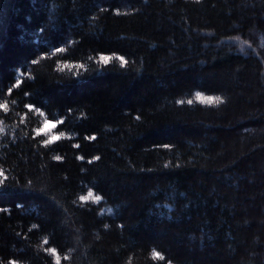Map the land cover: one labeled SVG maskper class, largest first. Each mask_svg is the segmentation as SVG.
I'll return each instance as SVG.
<instances>
[{"label": "trees", "instance_id": "obj_1", "mask_svg": "<svg viewBox=\"0 0 264 264\" xmlns=\"http://www.w3.org/2000/svg\"><path fill=\"white\" fill-rule=\"evenodd\" d=\"M0 264H264V0H0Z\"/></svg>", "mask_w": 264, "mask_h": 264}, {"label": "snow or ice", "instance_id": "obj_2", "mask_svg": "<svg viewBox=\"0 0 264 264\" xmlns=\"http://www.w3.org/2000/svg\"><path fill=\"white\" fill-rule=\"evenodd\" d=\"M100 59L102 60V61H104V62H107L108 61V57H104V56H102V57H100ZM121 60H122V62H124L123 61V58H121ZM199 95V94H198ZM217 102H222V101H219V98H217ZM189 103H191V101H189ZM59 137H56V139H58ZM58 159H59V157H58ZM89 196H92V193L91 192H89V194H88ZM86 198L85 197H81V200H85ZM99 199H100V197L99 196H97L96 197V200L97 201H99ZM154 255L155 256H158L159 254L158 253H154Z\"/></svg>", "mask_w": 264, "mask_h": 264}]
</instances>
